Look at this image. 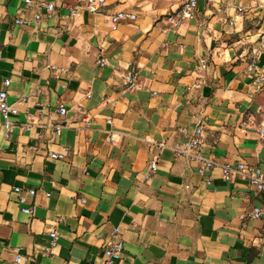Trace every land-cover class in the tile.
I'll return each instance as SVG.
<instances>
[{
  "label": "crops",
  "instance_id": "1",
  "mask_svg": "<svg viewBox=\"0 0 264 264\" xmlns=\"http://www.w3.org/2000/svg\"><path fill=\"white\" fill-rule=\"evenodd\" d=\"M41 1L0 0V90L20 111L10 139L0 124V264H103L114 228L125 243L117 264H264V216L243 217L264 206V196L244 176L200 174L196 161L171 149L186 138L182 127L193 133L199 114L207 155L264 169V91L247 71L253 60L264 71V0H200L176 32L165 17L182 0H122L74 18L65 8L71 0H53L56 17L36 20ZM121 9L137 18L112 25ZM100 55L104 67L96 64ZM132 68L139 86L121 95ZM200 77V88L188 89ZM59 122L61 135L46 127ZM63 148V159L50 157ZM155 156L158 167L148 175ZM16 186L22 195L36 190L27 201L31 214L22 211ZM53 229L57 245L47 256Z\"/></svg>",
  "mask_w": 264,
  "mask_h": 264
},
{
  "label": "built area",
  "instance_id": "2",
  "mask_svg": "<svg viewBox=\"0 0 264 264\" xmlns=\"http://www.w3.org/2000/svg\"><path fill=\"white\" fill-rule=\"evenodd\" d=\"M122 0H71L69 3H65V8L68 11V15L71 18L76 17L82 10H88L92 13L99 12L104 6L110 3H119ZM200 0H182L180 6L167 14L165 17L166 20V29L169 31H178L181 26L193 18L196 10L198 8ZM207 4H211L213 0H203ZM24 5L29 7L33 4V0H23ZM42 13H37L35 15L36 20H41L42 18L52 19L57 15V6L53 0H45L40 3ZM239 10H244L243 7H240ZM137 18V14L126 9H121L115 11L110 16V21L112 25H117L122 21H130ZM15 23L18 25H25L28 23V19L25 17H16L14 19ZM263 46V45H262ZM1 57V51H0ZM107 63V57L105 55H100L96 64L99 67H104ZM51 68L56 71L58 67L51 65ZM207 69L206 60H201L197 66V71L200 75ZM248 73L252 76V85L258 91H264V71L260 69L257 60H253L247 66ZM61 73H66V68L60 69ZM140 83V76L137 69L132 68L123 74L122 79L119 83V91L121 95H124L128 92L135 91ZM204 83V80L200 77L196 79L191 85H189L188 89H198ZM5 84L8 85L9 81L6 80ZM40 92L38 89L36 93ZM92 96L91 92L88 91L86 93V97L90 98ZM250 96H253L251 93ZM26 98H22L21 102H26ZM39 112H43L42 105L37 102L36 103ZM19 108L17 103H10L8 100V92L7 90H0V124L4 127V138L6 140L10 139L14 127L17 124L13 119L19 115ZM57 112L60 117L64 118L68 114V109L64 105H59L57 108ZM42 117L43 114H40ZM195 119L196 126L192 134L188 135L186 127L181 128V132L186 136V138L181 143H176L171 146V149L174 152V156L176 158H189L193 161L197 162L198 171L200 174H204L207 170H215L219 169L222 175L225 178H230L233 175H240L247 178L248 182L255 187L263 196H264V169L261 166H249L245 163H238L237 166H233L231 163H220L215 160L214 157L206 154L202 144L204 139V122L202 120V115L195 114L193 115ZM84 122L86 125L91 124V118L85 117ZM108 123L112 124V119L107 120ZM33 122H27L21 124V129L26 130L29 128ZM54 130L57 135H61L65 124L63 122L59 123H49L46 125ZM259 138L264 143V122L262 123L259 131ZM109 140L113 142L115 140V135L111 133ZM157 146L159 149H164L169 145L166 142H158ZM66 154V148H63L62 152H50L49 155L52 159H63ZM158 167V157L155 156L149 161L148 165V175L150 172H153ZM206 182H211V177L206 178ZM14 192L17 195V200L22 206L21 209L26 214L32 213V207L27 203L29 196H34L36 194L35 189H27L26 194L22 195V187L16 186L14 187ZM47 196H50V193H46ZM85 201V199H82ZM264 216V206H256L252 211H249L243 215L244 218L249 219H262ZM61 220V219H60ZM113 234L116 236L114 241H110L104 248V263L103 264H117V262L121 259L122 251L124 250V241L121 239L119 235V229L114 228ZM58 233L55 229L50 232V241L49 245L46 248V255H50L53 247L57 245ZM261 241L264 243V224L262 226V235ZM23 258V255L20 253L16 256V261L20 262Z\"/></svg>",
  "mask_w": 264,
  "mask_h": 264
},
{
  "label": "rangeland",
  "instance_id": "3",
  "mask_svg": "<svg viewBox=\"0 0 264 264\" xmlns=\"http://www.w3.org/2000/svg\"><path fill=\"white\" fill-rule=\"evenodd\" d=\"M153 1V0H152ZM172 0H154V5L156 6H164V5H167L168 2H170Z\"/></svg>",
  "mask_w": 264,
  "mask_h": 264
}]
</instances>
